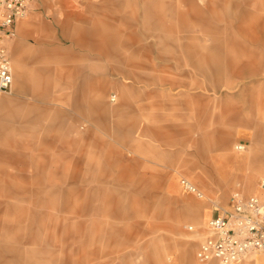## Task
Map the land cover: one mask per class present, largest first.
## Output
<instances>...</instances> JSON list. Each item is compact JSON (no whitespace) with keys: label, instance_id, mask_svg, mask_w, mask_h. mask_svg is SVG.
<instances>
[{"label":"rangeland","instance_id":"1","mask_svg":"<svg viewBox=\"0 0 264 264\" xmlns=\"http://www.w3.org/2000/svg\"><path fill=\"white\" fill-rule=\"evenodd\" d=\"M131 1L35 0L20 20L35 15L36 20L52 25L57 46L69 54L62 67H87L107 78L110 87L105 95L93 89L88 95L107 103L110 128L114 120L111 100H120L115 86L123 84L122 77L111 75L108 69L117 61H107L89 48L111 37L114 43L107 47L128 56L131 15L135 11L143 19L138 0ZM146 1L161 8L159 0ZM180 9L187 7L180 4ZM259 13L264 15V10ZM164 15L166 24L182 21L166 10ZM136 29L138 34L143 28ZM71 37L82 45L73 46ZM45 45L48 49L37 53L40 67L57 71L58 54L53 53L52 44ZM73 52L85 58L71 57ZM120 65L128 69L125 63ZM234 93L201 86L175 97L184 105L169 107L162 123L157 118L151 124L153 129L161 127V136L166 138L161 153L153 152L150 163L133 154L132 143L159 144L147 137L140 141L141 125H136L130 137L119 139L112 128L101 132L90 120L77 117L68 102L60 101L55 108L66 113L65 120H57L55 128L46 131L43 128L54 121L52 101L42 106L47 115L35 126L36 132L20 133L22 103L32 101L19 85L12 94L0 93V263L184 264L190 258L199 264L197 252L209 235L203 223L228 209L250 173L255 191H244V195H257L264 201L259 187L264 178V146L258 148L255 139L238 135L239 125L229 123L225 116L231 103L233 110L238 107ZM241 142L247 144L244 151L236 150ZM183 179L199 188L203 198L186 191ZM187 199L200 211L177 227L187 211ZM205 210L212 212L204 222Z\"/></svg>","mask_w":264,"mask_h":264},{"label":"crops","instance_id":"2","mask_svg":"<svg viewBox=\"0 0 264 264\" xmlns=\"http://www.w3.org/2000/svg\"><path fill=\"white\" fill-rule=\"evenodd\" d=\"M132 1L136 3V0ZM170 1L164 3L159 0L160 9L146 0L137 1L143 19L135 11L131 15L132 30L126 36L129 51L127 57H123L118 48L107 47V43H114L111 37H106L98 46L89 48L107 61H117L108 69L111 75L122 77L123 84L115 86L120 100L117 101V97L111 100L114 101L111 108L114 118L111 127L113 135L119 139L126 135L130 137L136 130V125H141L138 130L140 141L147 137L146 139L159 141V144L147 140L137 145L132 143L133 154L150 163L153 152L161 153L166 138L165 135L161 136V127L153 129L151 124L157 118L162 123L169 107L176 109L184 105L175 97L184 96L182 92L185 90L192 92L202 86L217 91H235L232 97L239 98V102L234 101L238 107L234 106L233 110L231 103L228 106L230 110H227L229 113L225 116L229 118V123L239 125L236 130L238 135H247L246 137L258 141V148L263 147L264 15L259 12L264 10V3L261 0ZM180 4H185L187 10L182 11ZM165 5L167 6L164 7ZM165 10L172 17L182 18L181 23L177 21L176 25L166 24ZM36 12L34 10L32 14ZM34 16L25 21H17L16 39L8 45L14 78L9 94L14 93L19 85L24 95L32 101L22 103L25 111L18 117L19 132L34 134L35 126L40 125L47 115L42 106L52 101L54 111L51 119L54 121L44 130L51 131L57 120L59 123L65 120L66 113L55 108L58 106L55 103L62 101L71 105L77 117L90 120L103 133L110 132L107 103L96 101L88 95L92 89L105 95L110 87L109 81L96 75V71L91 69L94 75L87 67H62L69 54L57 46V36L52 25L36 20ZM138 26L143 29L137 34ZM173 29H177L178 33L174 35ZM30 38L33 42L29 41ZM71 42L73 46L82 45L74 37H71ZM204 42H209V45H202ZM46 43L52 44L53 53L58 54L55 57L57 71L51 67H40L42 59L37 53L48 49L44 46ZM71 57L85 58L78 52L71 53ZM120 63H125L128 69L124 70ZM70 76H74V79L71 80ZM67 90L73 94H68ZM176 92L179 93L175 96ZM158 132V136L151 138V134ZM239 145L247 147L246 143L241 142ZM139 151L141 153L136 155ZM251 174L244 179V188L239 185L237 189L244 197V191H255L254 175ZM186 203L187 211L184 217L178 219L177 227L183 219H189L200 211L193 206L192 200L187 199ZM230 206L231 204L227 205L228 208ZM211 212L204 211V222L210 218ZM203 224L206 233H210L209 222ZM195 263V260L187 258L184 264ZM240 264H264V254H250Z\"/></svg>","mask_w":264,"mask_h":264},{"label":"built area","instance_id":"3","mask_svg":"<svg viewBox=\"0 0 264 264\" xmlns=\"http://www.w3.org/2000/svg\"><path fill=\"white\" fill-rule=\"evenodd\" d=\"M32 1L0 0V93L12 90L14 78L8 45L15 37L17 21L27 16ZM236 150L244 151L246 147L237 145ZM181 184L189 193L203 198V193L189 180L183 179ZM260 187L264 192V178ZM209 229L197 252L199 264H240L250 254H264V201L235 193L230 208L214 216Z\"/></svg>","mask_w":264,"mask_h":264},{"label":"bare ground","instance_id":"4","mask_svg":"<svg viewBox=\"0 0 264 264\" xmlns=\"http://www.w3.org/2000/svg\"><path fill=\"white\" fill-rule=\"evenodd\" d=\"M114 99H115V97L112 98V100H114ZM260 188H261V187H260ZM246 258H247V257H246ZM246 258H245V259H246ZM245 259H243L242 261H244Z\"/></svg>","mask_w":264,"mask_h":264}]
</instances>
